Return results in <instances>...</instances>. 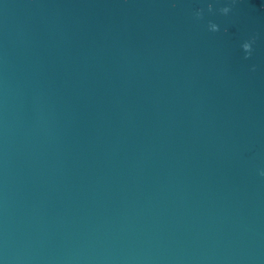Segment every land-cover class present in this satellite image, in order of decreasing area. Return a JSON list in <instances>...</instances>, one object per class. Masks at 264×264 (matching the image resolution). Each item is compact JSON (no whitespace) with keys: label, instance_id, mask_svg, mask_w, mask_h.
I'll list each match as a JSON object with an SVG mask.
<instances>
[{"label":"water","instance_id":"95a60500","mask_svg":"<svg viewBox=\"0 0 264 264\" xmlns=\"http://www.w3.org/2000/svg\"><path fill=\"white\" fill-rule=\"evenodd\" d=\"M261 170L264 0H0V264H264Z\"/></svg>","mask_w":264,"mask_h":264},{"label":"clouds","instance_id":"9594fccd","mask_svg":"<svg viewBox=\"0 0 264 264\" xmlns=\"http://www.w3.org/2000/svg\"><path fill=\"white\" fill-rule=\"evenodd\" d=\"M173 8L176 7L175 4L172 5ZM232 11V8L231 7H223V8H220L219 9V13L223 16H228L230 14V12ZM207 13L209 14H213L214 13V8H213V4L212 3H208L207 4ZM204 15H205V9L203 8H200V9H197L195 10V12L193 13V16L196 20H203L204 19ZM207 28H208V31L211 32V33H217V32H220V26L216 23H213L211 21L208 22V25H207ZM224 32L227 33V28L224 29ZM256 43V38L253 37L245 42L242 43L241 45V49L244 53V59L245 60H249L251 59L252 57V54H253V45ZM256 68L255 66L253 65L252 68H251V71H255ZM259 175L261 177H264V170H261L259 172Z\"/></svg>","mask_w":264,"mask_h":264}]
</instances>
